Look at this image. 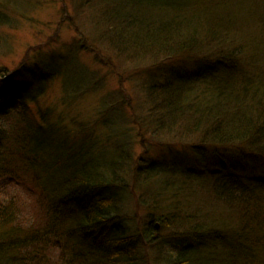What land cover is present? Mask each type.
I'll return each instance as SVG.
<instances>
[{"label": "trees", "instance_id": "1", "mask_svg": "<svg viewBox=\"0 0 264 264\" xmlns=\"http://www.w3.org/2000/svg\"><path fill=\"white\" fill-rule=\"evenodd\" d=\"M30 1L38 3L37 0ZM65 1L77 2L71 8H77L78 14L84 17L89 33L101 42V47L105 45L124 55L143 58V62L150 61L148 65L151 68L160 66L162 63L159 61L166 57L184 56L194 46L201 45L196 50L198 54L195 51L191 53L195 59L189 58L191 55L184 57L188 62L199 63L193 76H190L192 81H188L191 87H186L184 76L176 77L182 83L166 82L147 87V121L153 126L151 132L154 129L163 130L165 122L168 123L165 128L173 131V134L181 133L182 136L187 133L197 138L206 149H213L215 161L211 163L210 160H204L199 164L196 160L185 169L177 168L173 163L168 168H158V163L147 162L139 168L145 183L163 181L158 179L163 173L181 176L183 181L172 179L161 184L163 186L159 193L165 195L167 200L174 198L171 194L174 195L173 186L177 180L183 186H187L185 184L190 181H199L204 185V180L210 179L208 176L217 180L216 184L210 182L214 190L206 189L213 198L228 200L233 197L239 202L243 196L264 191V14L255 9L244 23L235 24L234 19H229L232 15L228 8L231 7L230 0H167L163 4H168L166 11L173 14L168 20L151 17L150 12L158 10L160 0ZM7 2L13 7L20 4V0L0 1V26L3 28L12 24L11 16L4 11ZM217 4L220 5L217 7ZM205 7L212 9L208 16L203 15ZM20 9L18 12L22 11ZM24 14L21 17H25ZM235 27L242 30L247 28L243 50L231 44ZM68 46L75 50L73 58L60 60L58 71L55 72L51 68L55 67L57 61L55 55L38 54L37 60H47L50 66L47 69L49 76L36 77L40 88L36 86L27 96L14 94V106L4 105L3 100L0 102V194L9 187H16L30 197H37L39 210L36 211L37 214L41 213L40 223L51 227L56 225V229H61L64 223L76 220L81 215L74 226L82 230L78 236L74 235L75 229L71 228L67 232L69 238L63 235L61 240H53L57 241L61 249L60 255L65 253L62 258V261L67 260L65 264H88L91 259L92 263L97 264H147V260L140 259L143 240L139 238V233L129 234L130 231L123 228V215L119 212L120 204L125 200L119 195L125 194L128 201L134 199L129 192L128 180L120 179L117 175L129 176L131 167L129 169L126 161L130 157V162L131 156L126 153L118 158L114 156L121 152L119 148L126 142L122 140V143L113 145L116 152L108 153L107 150H112L109 148L111 146L103 144L104 148L101 149V144L95 139L98 135L95 133L107 113L92 112V117L96 119L90 125L85 120L80 123L78 119L70 124L71 118L64 116L67 113L65 109L57 114L52 107L46 108L40 104L41 100L45 102L44 97L57 79L60 80L63 92L61 101L64 105L66 101L72 102V97L79 98L92 88L96 91L97 82H93L96 72L85 69L84 64L78 61L80 54L77 51L82 50L84 45ZM91 50L95 52L96 49ZM252 52L259 53L253 56ZM202 53L204 58L201 57ZM32 70L23 68L16 75L31 80ZM58 72L60 75L56 76ZM13 73L4 75L12 78ZM16 80L18 78H12V82ZM2 82H6V78ZM25 87L28 85L25 84ZM178 89L181 91H176ZM66 94L70 95L68 99ZM176 97H180L178 101ZM183 100L187 101L184 105ZM113 109L116 106L110 110ZM127 135L132 136L130 133ZM228 147L236 148L240 157L226 158L223 149ZM116 179H119L117 184L121 190L114 187L113 191L111 183L116 184ZM142 185L146 186L143 181ZM216 188L220 190L219 195L216 194ZM17 204L15 199H10L0 211V264H46L47 261L52 264L49 251L40 255L33 246V243H42L40 229L24 230L13 225L12 216L15 210L18 212ZM173 204L171 212H165L164 209L161 217H149L144 223L140 234L150 244L160 246L154 222L158 221L162 228L175 227L179 212L177 203ZM155 208L147 214L158 211L160 205L157 203ZM249 224L253 230L264 229V223ZM54 231L52 228L49 234L59 237ZM230 231H236L235 235ZM174 232L177 238L180 233ZM189 233L193 235L178 237L174 245L182 250H177L179 253L174 255V260L168 258V264H218L215 258L217 251L226 264H254L256 251L264 244V233L261 237L249 240L251 232H247L249 243L246 240L242 242V238L236 235L243 234L241 228H228L227 232L217 227L216 230L204 231L199 226ZM85 239H88L87 243ZM70 240L71 244L68 243ZM212 245L216 247H212L214 250L210 259L203 260L200 257L194 263L191 258L184 256L189 250L191 254H197ZM251 248L256 251H251ZM47 250L51 249L48 247ZM181 252L185 253L180 255ZM219 264H222V260Z\"/></svg>", "mask_w": 264, "mask_h": 264}, {"label": "rangeland", "instance_id": "2", "mask_svg": "<svg viewBox=\"0 0 264 264\" xmlns=\"http://www.w3.org/2000/svg\"><path fill=\"white\" fill-rule=\"evenodd\" d=\"M26 1L30 0H20V4L17 3L16 7L9 6V2H7V7L4 10L11 16L12 24L4 28L0 26V78L2 77V81H5L6 78V82H0V102L3 100L4 105L14 106L17 93L27 96L36 86L40 88V82L36 80V77L49 76L47 69L50 66H48L47 60H37L38 54L55 55L57 61L55 60V67H51L52 72H55L56 70L58 71L60 60L68 57L73 58L72 53L75 50L70 49L69 44L75 47L80 44L84 45L82 50L77 51L80 54L78 61L84 64L85 69L96 72L93 81L97 82L96 91L92 88L91 92L86 91L79 98L78 96L76 98L72 97V102L66 101L64 105L61 101L63 92L61 91L60 80L57 79L58 81L50 87L46 97H44L45 102L43 103V100H41L40 104L46 108L52 107V110H55L56 113L65 109L67 113L64 116L71 118L70 124H74V119H78L80 123L85 120L87 125H90L96 119L92 117V112L101 113L104 111L107 113L106 118L101 121L100 126L98 125V130L95 133V135L98 134L95 139L101 144L100 148L103 149V144H105L106 146H111L109 148L112 150H107L108 153H115L116 150L112 148L113 145L118 142L122 143V140L126 142L124 146L119 148L122 153L117 152L114 156L118 158V156L125 155V153L131 156L130 162V157H128L127 161L124 159L126 163H129V169L131 167L129 176L126 175L125 177V174L120 173H117V175L120 179L126 178L128 180L129 192L134 199L128 201L125 194L119 195L125 199L120 204L119 212L123 215L121 216L123 228L130 231L129 234L139 233V238L143 240V248L142 250L140 249V259L147 260V264H168V258L174 260V255L182 250L174 245L178 237H190L193 234L189 232L198 229L199 226L203 227L204 231L216 230L217 227H222L228 232V228H241L243 234L236 235H238V238H242V242L246 240L247 243H249L247 232H251L249 240L261 237L264 229L253 230L249 223H253V225L255 223H264V191H256L254 195L243 196L239 202L233 197L227 198L228 200L221 197L213 198L207 194L206 189L214 190L210 182L213 181L216 184L217 180L208 176L210 179L204 180V185L199 181H190L189 184L183 182L187 185L183 186L177 180L173 186L175 188L174 195L171 194L174 198L167 200L165 195L162 196L159 193L163 186L161 184L164 183L163 181L172 179L183 181L181 176L173 177L163 173L158 176V179L160 180L161 178L163 181L156 182L154 180L155 182L148 184L144 182L143 176L139 173V168L145 166L147 162L158 163L156 164L158 168H168L173 163L177 168L185 169V167L192 165V162L196 160H198L197 163L204 160H210L211 163L215 161L212 153L213 149H206L197 141V138H192L187 133L182 134V136H180V132V134H173V131L165 128L168 124L165 122L163 126L165 131L160 130L162 129L160 128L151 132L153 126L147 121L149 116L146 112L145 103L147 87L152 84H163L166 82L170 84L174 82L182 83L176 78H181V76H184L183 80L187 81L186 87H191L192 84L188 83V81H192L190 76H193V72H195L199 63L188 62L184 57L191 55L192 51L198 54L199 52L196 50L201 45L199 47L194 46V49L185 53L184 56L166 57L162 59L164 61H159L162 63L160 66L151 68L148 65L150 61L143 62V58L124 55L118 51H113L109 47H105V45L104 48L101 47V42H98L89 33L84 17L78 14L77 8H71V6L73 7L77 4L76 1L37 0L38 3ZM165 1L167 0H160L158 10L150 12L151 17H163L170 20L173 14L171 11H166L168 4H163ZM230 3L231 7L229 6L228 8L232 11V15L230 14L229 19H234L235 24L244 23L250 15H253L252 12L255 9L264 14V0H230ZM29 4L30 7H28ZM218 5L220 4H217V7ZM20 8L22 11L18 12ZM64 11L67 13L66 16H64ZM24 12L27 17H21ZM211 12L212 9L210 7H205L203 15L208 16ZM225 18L228 21L227 16ZM258 26L263 30L260 24ZM245 31H247V28L242 30L237 27L232 31L235 36L231 44L242 47V50L246 42ZM79 32L83 33L80 34ZM91 49L96 50L94 52ZM258 53L252 52V55L257 56ZM204 56L202 53L201 57L204 58ZM189 58L195 59L196 57L191 55ZM18 67H23L26 70L33 68L31 80L24 76L21 77L20 74L16 75L23 69ZM16 68L18 69L13 73ZM5 73H13L12 78L16 77L18 80L12 82V78H7L4 75ZM59 75L60 73L58 72L56 76ZM172 78L176 80H171ZM25 84L28 87H25ZM176 91L180 92L181 89ZM69 96L66 94V99ZM178 98L180 97H176L177 101L179 100ZM186 102V100H183V105ZM113 106H116V109L110 110ZM53 116L57 118L54 112ZM109 118L112 119L110 120ZM177 124L180 126L179 123ZM127 133L132 136L127 135ZM102 152L104 153V150ZM223 152L226 158L236 159L239 155V152L234 147L223 149ZM121 159L122 157L119 158V160ZM102 166L104 167V165ZM113 166L116 167V164H113ZM153 166L155 167L154 164ZM118 169L121 170V168ZM142 181L146 186L142 185ZM117 182H119V179H116V184L111 183L113 191L115 188H120ZM177 187L182 188L177 189ZM176 190H179V192L176 193ZM219 193L220 190L216 188V194L219 195ZM10 199H15L18 202V212L15 210L12 216L14 219L13 225H17V227H21L24 230L39 228L40 230L38 231L43 244L34 245L33 243V246L37 248V253L41 255L45 251H49L51 253L49 259L52 264H65L67 260L62 261L65 253L60 255L61 249L58 248L57 241L53 240L54 238L61 240L63 235L69 238L70 236H67V232L71 228L75 229L74 235L78 236L82 230L79 231V228L74 226L81 215L76 220L71 219L70 222L64 223L62 230L60 228L56 229V225L51 227L45 223H40L41 213L37 214L36 211L39 210L37 197H30L28 194L16 189V187H9L5 193L0 194V211L10 202ZM157 203L160 205L159 210L153 214H147L150 209H157L155 208ZM173 203H177L176 206L179 212L175 227L167 229L165 226V228H162L159 227L158 221L154 222L156 224V236L160 239V246L150 244L140 234L144 223L149 217H152V219L161 217L164 209L165 212H171ZM230 206H232V209H230ZM52 228L53 231L55 229L60 238L49 234ZM64 228L66 231H64ZM175 230L180 233L177 238H175L177 236L174 232ZM235 232L230 231L234 235ZM76 239L78 240V238ZM85 242L87 243L88 239H85ZM61 243L65 246L64 242L61 241ZM68 243L71 244V240ZM48 247L51 250H47ZM212 247L216 246L212 245L209 249L200 250L197 254H191L192 251L189 250L186 253L181 252L180 255L185 253L184 256H188L194 263H197L200 257L203 260L212 258L210 256L214 250ZM138 249L137 247V251ZM130 250L132 249L130 248ZM250 250L256 251V249L252 248ZM217 253L215 258H217L218 264L221 260L222 264H226L225 260L219 257V251ZM92 261V259L89 260L88 264H97V262L92 263ZM46 264H49V262L47 261ZM254 264H264V244L256 251Z\"/></svg>", "mask_w": 264, "mask_h": 264}]
</instances>
